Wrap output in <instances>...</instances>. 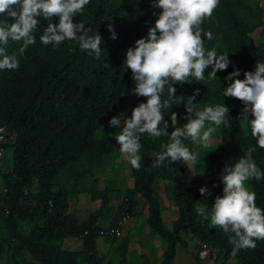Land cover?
Instances as JSON below:
<instances>
[{
  "label": "trees",
  "instance_id": "obj_1",
  "mask_svg": "<svg viewBox=\"0 0 264 264\" xmlns=\"http://www.w3.org/2000/svg\"><path fill=\"white\" fill-rule=\"evenodd\" d=\"M155 0H90L82 14H77L74 22H83L90 28L89 35L96 31L102 37L100 59L94 54L82 50L78 41L65 40L59 46L44 45L40 41L50 22L42 16L33 31L36 43L29 46L23 55L19 54L21 42L9 40L7 53H17L19 67L15 70H0V126L7 129L4 145L13 141L12 171L3 176L9 211L5 219L9 237L0 241V259L4 243L13 246L11 260L13 264H26L19 256L26 249L40 264H72L79 255L85 256L86 264H102L98 254L96 239L100 228L97 220L107 206L105 195H94L102 199L101 207L79 223L69 211V199L64 188L54 189L55 181L62 172L72 175L78 173L74 165L85 160L89 166L101 164L105 156L114 150L112 138H97V132L109 125L113 116L123 114L130 117L133 108L145 97L133 93L135 82L130 69L124 65L126 52L135 47V41L147 38L148 31L155 26L161 9L154 7ZM244 0H219L215 9L217 24L212 16L202 23L204 32L211 31L213 38L205 36V48H216L218 55L228 54L230 64L226 70L217 71V77L208 78L211 66L205 70V78L196 81L189 77L187 83L174 85L176 97L169 101L167 88L161 96L164 119L169 121L168 132L173 128L170 122L172 112L178 117L177 127L187 123L189 114L186 103L194 94V107L203 109L206 105L225 104L229 107L226 119L230 127L220 125L221 143L219 152L210 157V185L214 198L223 195L221 176L225 165L234 166L249 147H254L253 159L264 172V149L258 147L251 136L244 134L238 109L245 105L232 97H223L224 88L231 81L225 78L239 70L238 79H244L243 73L254 71L257 62H264V40L256 44L251 36L252 28L242 21L238 7ZM0 20L14 19L0 16ZM52 23L58 24L59 18L52 17ZM111 26V31H110ZM113 32L116 38H112ZM198 90V94H197ZM251 119V116H249ZM163 127V124H161ZM167 136L151 137L143 134L139 155L141 167L132 172L134 184L124 195V201L117 211L113 226L124 215L130 217L142 199L148 203L147 225L162 237L166 250L160 264H172L176 256L177 244L184 248L189 243L182 234H192L199 242V252L203 244L213 252L223 255L226 261L237 260L236 264H264V239L255 240L254 248L240 249L233 255V245L229 237L220 228L209 227L197 214V202L203 197L199 189L205 187L193 174L184 161L170 162L154 167L156 157L153 153L162 151V145L168 143ZM194 152V143L190 139L183 141ZM3 157V156H2ZM0 157V159L2 158ZM158 178L167 183L175 201L178 218L168 228L162 218V206L156 194L155 183ZM36 191L29 192L33 183ZM256 194V205L264 211V179L248 181ZM25 202L24 208L21 203ZM22 215L31 227L29 235L23 236L19 230L18 217ZM83 236L84 249L81 252L68 251L46 240H56L64 236ZM129 238L123 237L119 245L118 264H127ZM211 253V256L213 254Z\"/></svg>",
  "mask_w": 264,
  "mask_h": 264
},
{
  "label": "clouds",
  "instance_id": "obj_2",
  "mask_svg": "<svg viewBox=\"0 0 264 264\" xmlns=\"http://www.w3.org/2000/svg\"><path fill=\"white\" fill-rule=\"evenodd\" d=\"M89 3L90 0H0V16L14 19L11 23L0 20V70L18 69L17 53L9 55L7 45L9 40L22 41L20 55L34 45L33 31L39 24L38 16L50 21L40 36L44 45L59 46L65 40L78 41L80 49L100 59L101 35L96 31L90 36V28L86 29L83 22H74L76 15L82 14ZM218 5L219 0H155L153 6L161 9L155 26L149 29L147 38L137 39L135 47L127 50L124 65L131 70L135 82L133 93L147 99L146 103L141 102L133 108L130 117L123 114L113 116L109 125L115 127L123 120V128L114 134V138L120 146V153L134 169L141 167L139 152L143 134L169 138L168 143L161 146L162 151L153 153L156 157L154 167L166 166V160L195 165L198 154L190 151L183 141L190 139L208 147L220 125L230 127L226 119L229 107L223 103L206 105L201 110L192 103L196 99L195 94L185 105L189 115L182 127H177L178 117L172 112L170 122L173 130L169 133V121L162 113L164 104L177 96L174 85L187 83L189 77L202 81L209 66L212 69L208 73L209 79L216 78L217 71L228 68V54L218 55L216 48H205V36L211 40L213 35L201 27ZM52 17L59 18L58 24L51 22ZM112 38H116L114 32ZM243 75L244 79H238L239 70L229 73L225 79L231 83L224 88L223 97L235 98L245 105L241 119L250 125L251 136L258 147L264 149V62H257L254 71H246ZM165 88L169 101L162 103ZM206 122L214 127H206ZM255 150L249 147L234 166L225 165L221 176L223 195L215 197L210 209L208 204L197 202V214L228 235L229 243L234 246L233 255L240 249L254 248L255 240L264 239V211L256 205V194L247 185L253 178L257 181L264 179V172L253 159ZM199 192L202 196L211 195L206 187H201Z\"/></svg>",
  "mask_w": 264,
  "mask_h": 264
},
{
  "label": "rangeland",
  "instance_id": "obj_3",
  "mask_svg": "<svg viewBox=\"0 0 264 264\" xmlns=\"http://www.w3.org/2000/svg\"><path fill=\"white\" fill-rule=\"evenodd\" d=\"M240 0H235L238 3ZM240 18L244 23L250 26L253 30L251 36L256 44H260L264 40V0H244V5L237 8ZM214 23L217 24V16L215 12L212 15ZM240 116L243 111L242 105L238 106ZM243 131L245 135L249 133V126L241 119ZM213 126L206 122V127ZM123 128V120L120 125L112 127L110 125L101 128L96 136L97 138L110 137L114 143V150L111 154L105 156L101 164L89 166L85 160H82L74 165V169L78 173L72 175L69 172H62L55 181L54 189L64 188L67 191L69 199V211L77 219L79 223L85 221L88 216L100 209L102 199L94 198V195H105L107 206L97 220V226L100 228L96 239V248L98 254L103 258L102 264H118L119 261V245L125 237L123 234L120 238H114L100 234L101 230H107L112 227L113 221L117 216V211L124 201V195L128 189H131L134 184L132 167L119 151V144L114 138V134L121 131ZM221 143V133L219 128L213 134L212 142L208 147H203L198 143H194V152L198 154V159L195 165L188 164L193 174H195L204 186L209 190L211 195H204L202 203L208 204L209 209L214 204V196L210 185V157L219 152ZM13 141L6 145L3 157L0 159V241H5L9 237L6 227V217L9 211L7 195L5 193V182L3 176L12 171L13 165ZM251 190L249 183L247 182ZM37 183H33L29 189L30 193L36 191ZM156 194L162 206V218L168 228H171L173 223L178 218L177 207L172 197L171 191L168 188L165 180L158 178L155 183ZM252 191V190H251ZM26 202V201H25ZM21 203L22 208L26 204ZM146 214L148 216V203L146 199H142L137 208L134 209L133 216ZM130 218L129 222L130 223ZM139 217H135L132 224L138 227ZM19 230L23 236L29 235L31 227L23 218L18 217ZM206 224L211 227L210 220H205ZM147 224V223H146ZM128 224L126 225V227ZM125 227V229H126ZM143 222L139 229L140 233L135 235L134 243L131 248V264H158L156 258L160 259V254L151 255V252H140L139 248L142 241L161 236L155 234L153 230ZM125 233V232H124ZM156 235V236H155ZM185 240L189 243L188 248H184L177 244L176 256L172 264H236L235 258L223 259V255L218 254L215 250L211 257L202 259L199 256V242L192 234H182ZM163 240V239H162ZM50 244L60 246L68 251H83L84 237L83 236H64L62 238L46 240ZM164 241V240H163ZM155 244V243H154ZM13 246L4 243L0 264H13L11 260V252ZM148 251V250H147ZM150 257V258H147ZM21 262L26 264H40L30 253L24 249L19 256ZM137 260V262H136ZM161 262V261H160ZM85 256L79 255L72 264H86ZM160 264V263H159Z\"/></svg>",
  "mask_w": 264,
  "mask_h": 264
},
{
  "label": "crops",
  "instance_id": "obj_4",
  "mask_svg": "<svg viewBox=\"0 0 264 264\" xmlns=\"http://www.w3.org/2000/svg\"><path fill=\"white\" fill-rule=\"evenodd\" d=\"M135 217H139V219H140L138 221V227L135 224H132V221ZM146 221H147V215L146 214H140L137 216H133L132 218H130V223H128V226L126 227V229H124V232H125L124 235L129 238V250H128V255H127V264L132 263L131 248H132L133 243H134L135 235L140 233L139 229L143 225V222L147 226ZM139 250L141 253L142 252H144V253L151 252V255L160 254V259L156 258V260L158 261L157 263L159 264L161 259H162L163 254L166 250V244L162 239H159L158 237H154L153 239H150V240L145 238L142 241V244L140 245ZM176 250H177V247H176ZM147 258H150V257L147 256ZM136 262H137V260H136Z\"/></svg>",
  "mask_w": 264,
  "mask_h": 264
},
{
  "label": "built area",
  "instance_id": "obj_5",
  "mask_svg": "<svg viewBox=\"0 0 264 264\" xmlns=\"http://www.w3.org/2000/svg\"><path fill=\"white\" fill-rule=\"evenodd\" d=\"M0 157L3 156L4 153V145L7 139V129L5 126H0ZM130 216L128 214H124L118 221L116 226H112L108 228L107 230H101L100 234L102 235H107L111 237L112 239L114 238H120L124 234V229L126 225L129 222ZM213 252L212 248H210L208 245L203 244L201 246V250L199 252V256L202 259L209 258L211 257V253Z\"/></svg>",
  "mask_w": 264,
  "mask_h": 264
}]
</instances>
